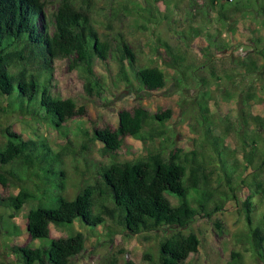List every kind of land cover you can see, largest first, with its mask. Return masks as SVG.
<instances>
[{
	"label": "trees",
	"instance_id": "obj_1",
	"mask_svg": "<svg viewBox=\"0 0 264 264\" xmlns=\"http://www.w3.org/2000/svg\"><path fill=\"white\" fill-rule=\"evenodd\" d=\"M196 2L199 0H189L197 10L192 19L199 14L205 16V6L216 5L221 12L234 5L241 12L253 8L264 14V0H204V4L195 6ZM146 3L153 14L151 0ZM98 10L95 0H0V97L7 98L5 107L0 102V109L20 111L23 115L31 112L32 119L42 120L59 133H69L70 120L85 115L86 107L52 91L55 64L65 59H71V67L83 73L84 90L90 96L101 94L103 87L98 67L116 70L117 76L127 82L129 68L148 91L167 85L168 75L160 67H135L136 52L123 32L115 30L111 35L100 31ZM104 10L113 31V11ZM164 45L183 73L184 57L172 52L168 43ZM172 64L175 65L174 61ZM254 68L249 71H255ZM198 82L202 85L206 81L198 77ZM254 98L249 93L243 98L246 109L242 108L239 123H232L244 156L239 159L234 155L237 148L229 152L231 166L221 157L226 152L222 137L211 128L206 130L205 141L201 139L190 150L169 139L157 148L147 149L144 155L123 161L117 158L128 137L143 140L145 133L163 128L173 116L170 108L153 114L149 108L137 105L133 110L119 112L117 128H94L92 139L103 144V153L111 155L112 160L99 169L100 180L83 186L74 199L62 195L64 185L60 182L59 193L52 195L56 200L54 206L28 211L27 231L31 240L49 238L50 244L14 245L18 260L23 264H74L75 257L86 248L87 235L78 231L53 238L51 226L66 228L80 219L94 228L106 225L111 234L123 232L143 236L147 241L152 234L170 230L158 241L157 252L145 251L143 259L149 264H186L201 244L192 230L196 218H211L228 209L230 202H239L238 192L243 189L246 230L235 236L264 264V214L256 219L253 215L254 197L264 196V115L251 111L249 100ZM70 148L69 135L56 151L45 139L28 137L12 125L0 124V183L20 188L16 194L0 195V206L18 212L34 193H47L51 174L67 179L63 164L65 150ZM213 150L223 162L222 179L214 178L217 169L207 164ZM216 224L222 230V224ZM125 264L136 263L128 260ZM229 264H243L242 254L233 251Z\"/></svg>",
	"mask_w": 264,
	"mask_h": 264
},
{
	"label": "rangeland",
	"instance_id": "obj_2",
	"mask_svg": "<svg viewBox=\"0 0 264 264\" xmlns=\"http://www.w3.org/2000/svg\"><path fill=\"white\" fill-rule=\"evenodd\" d=\"M95 2L99 9L96 18L100 31L111 32V35L115 30L123 32L136 52L135 67H160L168 75L167 85L157 91H148L129 68L127 82L117 76L116 70L111 72L98 67L103 87L100 88L101 94L90 96L84 90L83 73L71 67V59H65L55 64L52 91L62 98L71 97L78 105L86 107L85 115L70 120L69 133H59L42 120L32 119L31 112L23 115L20 111L5 112L0 109L1 125H12L28 137L45 139L56 151L61 148L65 137L69 135L71 140V148L65 150L67 154L63 164L67 179L62 180L57 178V174H51L47 193H34V197L18 212L11 207L0 206V264H23L13 250L14 245L30 243L32 247L49 246V238L31 240L27 231L28 211L39 206H54L56 200L52 195L59 193L57 185L60 182L64 185L62 195L72 200L83 186L100 180L99 169L112 157L103 153V144L94 141L91 135L94 136L96 127L117 128L122 109L133 110L135 106L143 105L155 114L170 108L173 116L163 128L145 133L143 140L128 137L126 146L117 156L119 160L144 155L147 149L157 148L169 139L179 147L190 150L196 142L201 139L205 141L206 130L211 128L215 135L222 137L226 152L221 157H225L226 164L230 166L232 158L229 152L237 148L234 155L239 159L244 156L232 131V123H239L238 117L242 118V108L246 109L242 100L248 93L255 95L254 99L249 100L251 111L264 115L263 13L253 8L241 12L234 5L221 12L219 5H216L205 6V16L199 14L192 19L197 10L190 6L189 0H151L153 14H150L151 8L146 0ZM197 3L202 5L204 0H199L195 6ZM106 8L108 13L113 11L114 14L111 15L113 31L109 29L105 17ZM165 43L171 45L172 52L184 57L183 73ZM252 68L255 71H249ZM198 77H204L206 82L199 85ZM6 99L0 97L4 107ZM219 159L213 150L207 164L217 169L214 178L222 179L223 162ZM56 164L59 167V163ZM28 186L34 188L30 184ZM19 190V186L0 183L1 196L16 194ZM244 193L245 190H240L239 202H230L228 209L215 213L211 218H196L192 230L198 234L201 244L198 252L192 254L186 264H229L233 251L242 254L243 264H263L235 236L246 230L247 220L242 208ZM168 195L174 198L172 194ZM254 203L253 215L256 219L264 214V196L256 195ZM216 221L222 224V230ZM65 227L52 225V237L67 236L78 231L87 235L86 248L75 257L74 264H125L128 260L136 264H149L143 259L144 252H157L158 241L171 232L166 229L152 234L147 241L143 236L123 232L111 234L106 225L94 228L83 224L80 219Z\"/></svg>",
	"mask_w": 264,
	"mask_h": 264
}]
</instances>
